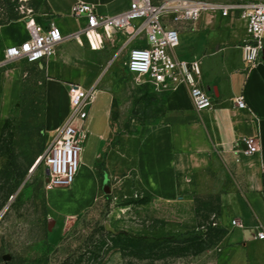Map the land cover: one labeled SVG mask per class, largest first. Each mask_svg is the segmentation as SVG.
Segmentation results:
<instances>
[{
	"label": "crops",
	"instance_id": "1",
	"mask_svg": "<svg viewBox=\"0 0 264 264\" xmlns=\"http://www.w3.org/2000/svg\"><path fill=\"white\" fill-rule=\"evenodd\" d=\"M44 2L49 13L32 19L44 26L56 25L65 38L53 58L30 64L41 71L45 83V124L50 135L71 115V85L87 91L111 63L113 52L127 55L131 47L146 43L127 45L126 37L115 33L110 38L104 36L99 44L92 39L99 47L93 50L85 38L78 36V42L69 39L85 23L84 18L71 16L73 4L92 5L98 14L110 17L125 11L130 0ZM27 22L15 19L0 24V62L7 48L29 39ZM116 34L120 35L118 41ZM248 39L246 21L234 13L222 17L217 11H206L193 24L181 26L172 55L178 61L200 65L201 86L214 106L197 111L188 87L180 85L165 94L162 113L154 122L144 124L137 136L113 147L110 145L115 136L109 116L96 94L83 123L91 130L81 153V172L85 174L78 172L69 187L75 199L86 205L99 189L89 157L84 154L86 148L93 149L91 159L95 163L111 149L108 160L111 158L119 170H124L128 161L130 173L124 181L132 175L136 188L150 197L149 208L159 213L160 230L166 232L161 236L169 234L168 229L177 232L193 227L197 222L196 199L206 196L210 189L218 199V218L230 229L221 241L218 264H264V240L257 238L264 226V52L259 64L248 67L242 54V45ZM19 62L24 61L0 70V135L21 91L24 72ZM240 96L246 104L242 110L234 105V99ZM245 138L257 140V153L244 154ZM233 220L240 221L242 227L234 228Z\"/></svg>",
	"mask_w": 264,
	"mask_h": 264
},
{
	"label": "rangeland",
	"instance_id": "2",
	"mask_svg": "<svg viewBox=\"0 0 264 264\" xmlns=\"http://www.w3.org/2000/svg\"><path fill=\"white\" fill-rule=\"evenodd\" d=\"M48 13L44 0H0V24ZM114 37L120 40L119 34ZM126 64L127 55L113 52L111 63L86 91L88 107L93 103L92 94H98L105 104L115 136L110 147L137 136L144 124L154 122L162 113L166 94L144 80L137 81ZM18 65L24 72L21 91L0 135V213L8 206L0 218V264H218L222 231L229 233L230 229L218 218V199L210 189L196 199L193 227L177 232L168 229L169 234L161 236L165 231L160 230L159 213L149 208L150 197L136 188L132 175L124 181L130 173L128 161L124 170H119L111 158L108 160L111 149L97 163L91 159L93 149L84 151L99 183L86 205L75 199L69 188L47 187L46 169L40 161L56 132L49 135L46 131L45 83L33 65ZM79 126L82 123L76 124ZM83 129L87 135L91 132L87 125ZM81 159L80 175L85 174ZM106 225L114 233L107 231ZM119 232L153 238L204 233L213 246L198 256L142 260L123 256L111 244L110 234Z\"/></svg>",
	"mask_w": 264,
	"mask_h": 264
},
{
	"label": "built area",
	"instance_id": "3",
	"mask_svg": "<svg viewBox=\"0 0 264 264\" xmlns=\"http://www.w3.org/2000/svg\"><path fill=\"white\" fill-rule=\"evenodd\" d=\"M206 11H217L222 17L237 14L246 21L249 39L242 45L243 61L248 67L261 62L264 52V2L223 4L206 0H130L125 11L115 16H104L96 12L92 5L77 2L71 7V16L85 23L69 37L85 38L91 49L92 39L102 43L115 33L126 37L127 45L146 43V46L131 47L127 54V71L136 80H144L157 90L168 92L184 85L197 111L211 109V96L201 86V69L197 62L178 61L172 55V49L179 42L180 27L193 24ZM29 39L18 46L6 49V57L0 62V70L18 61L37 64L56 55L59 45L64 41L61 30L54 24L42 25L30 18L27 22ZM70 117L58 131L46 153L41 158L48 175L46 185L49 188H69L78 175L80 156L87 140L83 123L88 117L87 92L76 85L68 89ZM92 99V98H91ZM237 109H245L242 96L234 99ZM80 121L82 126L76 127ZM246 147L244 154L252 155L259 151L255 138L242 141ZM234 228H241L238 220L232 221ZM264 240V226L257 236Z\"/></svg>",
	"mask_w": 264,
	"mask_h": 264
},
{
	"label": "trees",
	"instance_id": "4",
	"mask_svg": "<svg viewBox=\"0 0 264 264\" xmlns=\"http://www.w3.org/2000/svg\"><path fill=\"white\" fill-rule=\"evenodd\" d=\"M222 232L220 241L228 234L226 230ZM110 235L111 244L123 256H133L142 260L198 256L213 246V243L207 242L204 233L195 232L180 238L175 236L153 238L135 236L126 232Z\"/></svg>",
	"mask_w": 264,
	"mask_h": 264
},
{
	"label": "water",
	"instance_id": "5",
	"mask_svg": "<svg viewBox=\"0 0 264 264\" xmlns=\"http://www.w3.org/2000/svg\"><path fill=\"white\" fill-rule=\"evenodd\" d=\"M40 162H41V161H40ZM36 169H37V167H35V168L31 171L30 175H31ZM46 175H48V171H46ZM7 208H8V206H6V208L0 213V218L2 217V215L4 214V212L7 210ZM105 229H106L107 231H110L111 233H114L113 230H112L109 226H107V225H106Z\"/></svg>",
	"mask_w": 264,
	"mask_h": 264
},
{
	"label": "bare ground",
	"instance_id": "6",
	"mask_svg": "<svg viewBox=\"0 0 264 264\" xmlns=\"http://www.w3.org/2000/svg\"><path fill=\"white\" fill-rule=\"evenodd\" d=\"M95 96H96L95 94H92V99H91L92 102H93Z\"/></svg>",
	"mask_w": 264,
	"mask_h": 264
}]
</instances>
